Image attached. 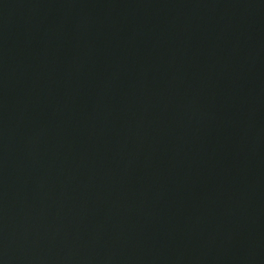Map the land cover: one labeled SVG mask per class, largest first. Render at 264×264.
Here are the masks:
<instances>
[{"label":"water","instance_id":"water-1","mask_svg":"<svg viewBox=\"0 0 264 264\" xmlns=\"http://www.w3.org/2000/svg\"><path fill=\"white\" fill-rule=\"evenodd\" d=\"M0 264H264V0H0Z\"/></svg>","mask_w":264,"mask_h":264}]
</instances>
